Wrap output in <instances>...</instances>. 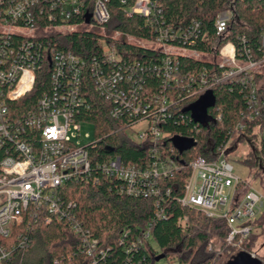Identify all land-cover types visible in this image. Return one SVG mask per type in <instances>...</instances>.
Masks as SVG:
<instances>
[{"label": "built area", "instance_id": "built-area-1", "mask_svg": "<svg viewBox=\"0 0 264 264\" xmlns=\"http://www.w3.org/2000/svg\"><path fill=\"white\" fill-rule=\"evenodd\" d=\"M108 1L91 0L86 6L84 0H0V264H9L15 252L30 246L28 239H32L37 225L50 224L55 219L70 223L92 264L107 256L97 238L76 220L71 212L72 204L66 206L60 197L59 189L67 184H97L103 175L119 182L120 194L155 199L157 205L163 193H170L163 189L162 181L177 169L173 157L163 158L156 152L151 163L144 166L125 164L118 157L98 162L91 156L90 148L100 140L88 145L76 141L80 138V124L86 123L77 120L76 115L80 110L89 109L83 90L89 81L85 80L87 75L93 79L101 98L111 104L110 117L126 120L125 135L129 140L153 147L170 136L160 125L175 103L168 95L143 98L144 80H132L131 67L122 63L113 47L102 48L104 67L98 57L85 60L71 51L57 50L52 39L47 38L78 28L102 29L110 21ZM157 9L154 0H135L127 14L142 16L156 25ZM82 15L83 22L71 23ZM55 22L59 23L54 25ZM235 22L230 8L220 14L215 22L217 37L229 36L230 24ZM154 28L155 48L168 55L162 61L164 88L186 89L187 98H194L192 104L221 84L237 81L246 85V108L235 132L245 136L251 131L250 136L261 140L259 147L253 139L249 141L254 151H264V80H256L264 72V32L258 57L247 48L238 57L231 41L221 48L214 44L208 53L168 43L194 42L199 23L193 22L187 29H174L171 25ZM43 37L47 43L41 42ZM118 37L116 33L114 38ZM237 39L243 44L247 42L245 35ZM181 55L211 62L222 72L220 75L213 71L202 73L198 79L180 77L177 58ZM133 66L139 67V64L133 63ZM44 68L51 70L50 91L35 105L22 109L23 101L35 88L37 72ZM123 68L125 73L121 71ZM141 121L148 125L138 142L131 133ZM232 141L230 138L224 146L212 150L209 157L198 156L191 162L180 203L207 218L224 221L229 229L227 246L240 248L253 233V222L262 213L259 204L264 195L234 173L227 159ZM162 214L156 211L157 217ZM185 222L182 219L179 223ZM145 237H150L149 232Z\"/></svg>", "mask_w": 264, "mask_h": 264}, {"label": "trees", "instance_id": "trees-1", "mask_svg": "<svg viewBox=\"0 0 264 264\" xmlns=\"http://www.w3.org/2000/svg\"><path fill=\"white\" fill-rule=\"evenodd\" d=\"M125 1V4L121 0L108 1L110 21L102 29L78 28L65 35L55 34L47 38L52 39L55 49L71 51L85 60L92 57L101 60L103 46L109 45L116 50L122 63L125 62L127 68L131 67L129 71L132 73V80H144L143 98L168 95L173 100L175 104L168 110L160 125L162 131L170 136L153 147L134 143L126 137V120L110 117L111 104L97 93L90 75H87L85 80L89 81L83 89L89 109L80 110L76 115L77 120L94 126L96 138L100 141L90 148V152L98 162L118 157L125 164L144 166L151 163L156 152L163 158L173 157L177 169L173 170L171 177L162 181L163 189H168L170 193H163V199L157 205L155 199L120 194L118 181L100 175L101 180L97 184L65 185L59 189L60 197L66 206L72 204L71 212L76 220L97 238L100 248L107 251V256L99 260L98 264H157L156 258L161 254L165 258L172 256L174 264H213L218 251L214 249L212 237L222 246L232 247L226 243L229 231L227 224L207 218L198 210L183 207L180 200L184 183L190 175V164L198 156L209 157L212 150L224 146L230 138L234 139L236 136L237 139L248 141L257 137L250 136L251 131L245 136L235 132L246 108L248 87L237 81L219 85L214 90L216 105L209 111L216 119V124H211L209 128L199 126L191 120L190 113L184 112V107L194 100L187 98V90L173 86L164 88L162 84V61L168 55L155 48L154 27L171 25L174 29H187L196 22L199 23V30L192 39L194 42L184 45L176 40L168 43L185 46L190 51L208 53L214 44L217 43L218 48H221L231 41L238 57L244 48L251 49L258 57L261 53V34L264 32V0H154L158 8L156 14L159 13L156 25L150 24L142 16L128 15L127 10L135 0ZM84 2L87 6L91 0ZM228 8L232 10L236 22L230 24V35L219 39L215 22ZM82 18L83 15L71 23L79 24L83 22ZM57 23L59 22L54 25ZM116 33L119 34L118 38H114ZM239 35L246 36V44L237 39ZM46 41V37L41 38V42L47 43ZM177 60L180 77L187 79L192 76L198 79L206 72L209 74L213 71L218 75L222 72L219 66L206 60L187 55H181ZM100 63L105 67L102 60ZM133 63L139 64V67L133 68ZM125 70L121 69L123 73ZM50 75L49 68L37 72L35 88L23 101L22 109L35 105L44 93L50 91ZM262 78L263 76L257 75L256 80L260 81ZM173 136L192 137L197 141V146L180 154L172 148L170 140ZM260 156L261 160L264 159L263 150L260 151ZM157 210L163 213L160 217L156 216ZM260 217L253 222V226ZM182 219L186 220L184 225L179 223ZM147 232L149 238L145 237ZM253 236L252 233L240 248L231 251L227 261L238 252L252 254ZM28 241L30 246L15 252L9 264H92L81 247V238L72 232L66 219H55L50 224L37 225L32 239L29 238ZM256 258L264 264V258Z\"/></svg>", "mask_w": 264, "mask_h": 264}, {"label": "rangeland", "instance_id": "rangeland-1", "mask_svg": "<svg viewBox=\"0 0 264 264\" xmlns=\"http://www.w3.org/2000/svg\"><path fill=\"white\" fill-rule=\"evenodd\" d=\"M261 80H264V72L263 78ZM60 122L63 124L62 120H60ZM147 125L148 124L146 121L139 122L132 129L131 137L139 142V137L147 129ZM80 128V138L76 139L77 142H80L82 145H88L96 141L97 138L95 129L92 124L81 123ZM237 138V136L234 137L231 143V149L227 155V159L233 165L234 173L241 180L247 182L249 185L253 186L256 190L260 191L264 195V159L261 160L259 151H254L252 147L253 145L250 144L248 140ZM252 142L258 147L261 144V140L258 136L254 137ZM259 206L263 213L264 199L259 204ZM262 213L259 215V217L262 215ZM253 234L254 243L252 244V254H254L256 257L264 258V213L257 221L256 225L253 226ZM212 242L214 243V249L218 251L216 260H214L213 264H226L227 260L230 258V252L235 250L236 247L227 248L226 246H222L215 237H212ZM154 246L157 251L160 252L155 244ZM157 264H174V259L172 256H170L169 258L160 260L157 262Z\"/></svg>", "mask_w": 264, "mask_h": 264}, {"label": "water", "instance_id": "water-1", "mask_svg": "<svg viewBox=\"0 0 264 264\" xmlns=\"http://www.w3.org/2000/svg\"><path fill=\"white\" fill-rule=\"evenodd\" d=\"M216 105V97L213 91H208L200 96L198 100L185 107L184 112L190 113L195 123L203 128H209L211 124L215 125V119L209 114V110ZM173 147L180 153L187 152L197 146V142L193 138H185L175 136L171 139ZM111 152L112 149H109ZM165 255L161 254L156 258V261L164 259ZM226 264H262L261 261L245 252H238L226 262Z\"/></svg>", "mask_w": 264, "mask_h": 264}]
</instances>
